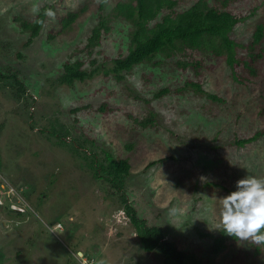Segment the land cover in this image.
<instances>
[{
  "label": "rangeland",
  "instance_id": "374dc122",
  "mask_svg": "<svg viewBox=\"0 0 264 264\" xmlns=\"http://www.w3.org/2000/svg\"><path fill=\"white\" fill-rule=\"evenodd\" d=\"M118 1L105 0L102 9L99 0H0V73H17L26 88L16 98L15 80L0 79V204L30 212L18 217L0 207L4 264H163L159 249L142 248L119 193L39 132L55 118L91 138L100 155L105 148L129 160L123 193L178 249L200 264H264V243L222 234L218 219L222 197L238 179L264 178V36L251 46L264 25V0L232 2L241 17L232 32L240 43L234 69L225 55L179 43L118 73L122 78L112 68L129 51L132 25L113 11ZM45 4L52 8L30 42L14 17L32 19ZM70 11L80 13L65 29ZM101 13L108 30L89 48ZM77 59L83 69L101 68L59 84L64 63ZM32 113L39 118L34 128ZM260 131L252 142H236Z\"/></svg>",
  "mask_w": 264,
  "mask_h": 264
},
{
  "label": "trees",
  "instance_id": "16d2710c",
  "mask_svg": "<svg viewBox=\"0 0 264 264\" xmlns=\"http://www.w3.org/2000/svg\"><path fill=\"white\" fill-rule=\"evenodd\" d=\"M105 0H99L100 8H104ZM235 0H219V6H212L207 0H196L191 5L180 6V0H120L116 3L113 11L117 16H122L132 25L131 45L125 56H119L114 59L112 70L116 72L118 78L122 76L118 73L130 71L135 65L152 59L157 53L170 54L177 48L179 43L192 48H203L212 51L216 55H225L227 62L234 69L236 49L240 43L233 37L232 32L240 22L241 17L235 14L232 9V2ZM52 8L51 4H45L40 7L39 12L32 18L28 19L22 15L14 17L23 31L30 32L29 41L37 37L46 21V16ZM85 9V7H83ZM83 11V10H82ZM78 11H70L62 18V26L66 29L79 16ZM103 30L107 31V18L101 13L98 23L92 29L88 38L87 46L92 48L99 45ZM254 46L264 36V25L259 24L254 32ZM262 54L258 53V56ZM83 61L75 60L64 63V70L58 77L59 84L72 85L75 81H84L87 77L95 74L101 68L98 65L93 70L82 68ZM105 73H108L105 71ZM13 78L19 85L20 92L14 93L16 98H20L26 92L24 84L19 80L18 74L11 72L9 74L0 73V79L9 80ZM196 85V83H192ZM198 90L204 92L200 85H196ZM207 95L213 99L220 100L215 94ZM34 100L33 98H31ZM77 109H74L76 111ZM47 115V113L42 116ZM37 116L29 115L31 128L37 123ZM50 119V118H49ZM36 120V122H34ZM148 121H153L149 118ZM34 122V123H33ZM48 127L40 128L39 132L47 136L52 143L66 148L74 159L80 161V164L86 165L94 174V177L109 184L114 193H119L122 199L125 213L129 217L139 236L142 248L151 252L159 249L163 254V264H200L196 255L190 256L187 252L178 249L174 241L165 238V232L160 225H149L146 220L139 216L136 209L127 200L123 193L127 178L130 175V162L127 158H117L109 150L102 148L103 155L99 154L96 143L84 134L75 132L72 124L61 121L60 118L50 119ZM263 134L262 131L253 136L239 139L236 142L243 145L256 140ZM165 159L160 158L148 163L163 162ZM2 162L0 160V168ZM4 203L1 206H4ZM10 212L18 217L27 214V208L23 210L13 209L10 203L7 204ZM28 213H30L28 211ZM222 234L224 232L222 231ZM203 235H206L203 233ZM218 247L224 243V237L215 238ZM264 243V242H262ZM256 251L260 250L258 243H255ZM5 253L0 250V264H4Z\"/></svg>",
  "mask_w": 264,
  "mask_h": 264
},
{
  "label": "clouds",
  "instance_id": "9594fccd",
  "mask_svg": "<svg viewBox=\"0 0 264 264\" xmlns=\"http://www.w3.org/2000/svg\"><path fill=\"white\" fill-rule=\"evenodd\" d=\"M218 219L225 234L264 242V178L247 174L238 179L222 197Z\"/></svg>",
  "mask_w": 264,
  "mask_h": 264
},
{
  "label": "built area",
  "instance_id": "2783aa9c",
  "mask_svg": "<svg viewBox=\"0 0 264 264\" xmlns=\"http://www.w3.org/2000/svg\"><path fill=\"white\" fill-rule=\"evenodd\" d=\"M16 205H17V204H16ZM11 208H15V207H12V204H11ZM16 208H18V209H20V210H23V209H24L23 206L21 207V206H19V205H17Z\"/></svg>",
  "mask_w": 264,
  "mask_h": 264
},
{
  "label": "water",
  "instance_id": "95a60500",
  "mask_svg": "<svg viewBox=\"0 0 264 264\" xmlns=\"http://www.w3.org/2000/svg\"><path fill=\"white\" fill-rule=\"evenodd\" d=\"M80 253V255L82 254V252H79Z\"/></svg>",
  "mask_w": 264,
  "mask_h": 264
}]
</instances>
